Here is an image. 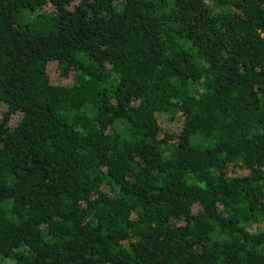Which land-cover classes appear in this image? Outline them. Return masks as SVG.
<instances>
[{
	"label": "trees",
	"instance_id": "1",
	"mask_svg": "<svg viewBox=\"0 0 264 264\" xmlns=\"http://www.w3.org/2000/svg\"><path fill=\"white\" fill-rule=\"evenodd\" d=\"M0 264H264V0H0Z\"/></svg>",
	"mask_w": 264,
	"mask_h": 264
},
{
	"label": "rangeland",
	"instance_id": "2",
	"mask_svg": "<svg viewBox=\"0 0 264 264\" xmlns=\"http://www.w3.org/2000/svg\"><path fill=\"white\" fill-rule=\"evenodd\" d=\"M52 80L57 83H66L67 81L63 78L58 76L57 74L52 75Z\"/></svg>",
	"mask_w": 264,
	"mask_h": 264
}]
</instances>
